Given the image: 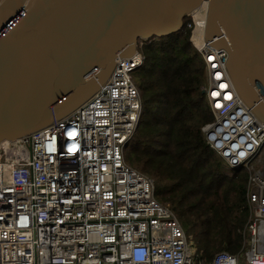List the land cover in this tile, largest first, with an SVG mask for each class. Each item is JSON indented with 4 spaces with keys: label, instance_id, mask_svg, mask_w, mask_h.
Returning a JSON list of instances; mask_svg holds the SVG:
<instances>
[{
    "label": "built area",
    "instance_id": "built-area-1",
    "mask_svg": "<svg viewBox=\"0 0 264 264\" xmlns=\"http://www.w3.org/2000/svg\"><path fill=\"white\" fill-rule=\"evenodd\" d=\"M206 6L185 22L215 118L203 131L228 168H247L251 212L241 252L222 251L211 264H264V121L235 92L228 52L195 43ZM147 41L119 57L108 82L73 113L0 144V264H206L154 181L127 162L143 113L135 74Z\"/></svg>",
    "mask_w": 264,
    "mask_h": 264
},
{
    "label": "water",
    "instance_id": "water-1",
    "mask_svg": "<svg viewBox=\"0 0 264 264\" xmlns=\"http://www.w3.org/2000/svg\"><path fill=\"white\" fill-rule=\"evenodd\" d=\"M207 1L206 43L264 121V0H0V144L62 119L141 41L173 36Z\"/></svg>",
    "mask_w": 264,
    "mask_h": 264
},
{
    "label": "trees",
    "instance_id": "trees-1",
    "mask_svg": "<svg viewBox=\"0 0 264 264\" xmlns=\"http://www.w3.org/2000/svg\"><path fill=\"white\" fill-rule=\"evenodd\" d=\"M191 36L185 26L143 47L146 63L135 74L143 113L126 156L153 179L156 197L171 203L186 229H198L195 241L211 264L218 253L237 255L246 243L249 172L226 167L207 142L203 128L215 118L205 95V65Z\"/></svg>",
    "mask_w": 264,
    "mask_h": 264
},
{
    "label": "rangeland",
    "instance_id": "rangeland-1",
    "mask_svg": "<svg viewBox=\"0 0 264 264\" xmlns=\"http://www.w3.org/2000/svg\"><path fill=\"white\" fill-rule=\"evenodd\" d=\"M187 20V19H186ZM140 51L141 52H143L144 54H145V52H144V50H143V47L141 46L140 48ZM216 154L218 155V157H221L220 155H219V153H217L216 152ZM222 158V157H221ZM223 159V158H222ZM223 162H224V164H225V161L223 160ZM263 163H264V160L262 161ZM225 166H226V164H225ZM227 167V166H226ZM260 168L261 169H264V164H262V165H260ZM230 169H232V168H230ZM137 171H139L140 172V170L138 169ZM149 177V176H148ZM152 179V178H151ZM153 180V179H152ZM163 203V202H162ZM163 204H165L167 207H169V208H173V206L171 205V203L169 202V203H163ZM176 212V211H175ZM251 212L249 211V214H250ZM178 217H179V220H180V222H181V224L183 225V227L185 228V230H186V232L188 233V234H191L193 237H194V239H195V231H197L198 229L197 228H192V233H190L187 229H186V226L183 224V222H182V217H180V215H178ZM249 219H250V215H249ZM249 219H248V221H249Z\"/></svg>",
    "mask_w": 264,
    "mask_h": 264
},
{
    "label": "bare ground",
    "instance_id": "bare-ground-1",
    "mask_svg": "<svg viewBox=\"0 0 264 264\" xmlns=\"http://www.w3.org/2000/svg\"><path fill=\"white\" fill-rule=\"evenodd\" d=\"M203 40H204V36H203V29H201V31H198L197 32V36H196V39H195V43L196 44H202L203 43Z\"/></svg>",
    "mask_w": 264,
    "mask_h": 264
},
{
    "label": "snow or ice",
    "instance_id": "snow-or-ice-1",
    "mask_svg": "<svg viewBox=\"0 0 264 264\" xmlns=\"http://www.w3.org/2000/svg\"><path fill=\"white\" fill-rule=\"evenodd\" d=\"M223 87V86H222ZM213 95H216V93H214Z\"/></svg>",
    "mask_w": 264,
    "mask_h": 264
}]
</instances>
